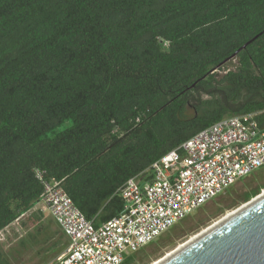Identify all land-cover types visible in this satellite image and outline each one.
Instances as JSON below:
<instances>
[{"label":"trees","instance_id":"16d2710c","mask_svg":"<svg viewBox=\"0 0 264 264\" xmlns=\"http://www.w3.org/2000/svg\"><path fill=\"white\" fill-rule=\"evenodd\" d=\"M248 114L264 126V0H0V232L17 222L59 256L69 241L33 211L36 170L97 228L120 214L127 180ZM262 189L219 197L229 209ZM174 233L122 264H146Z\"/></svg>","mask_w":264,"mask_h":264},{"label":"built area","instance_id":"2783aa9c","mask_svg":"<svg viewBox=\"0 0 264 264\" xmlns=\"http://www.w3.org/2000/svg\"><path fill=\"white\" fill-rule=\"evenodd\" d=\"M257 114L225 117L127 180L120 214L95 228L61 188L43 180L40 203L69 244L54 264H122L193 211L264 166V126Z\"/></svg>","mask_w":264,"mask_h":264},{"label":"rangeland","instance_id":"374dc122","mask_svg":"<svg viewBox=\"0 0 264 264\" xmlns=\"http://www.w3.org/2000/svg\"><path fill=\"white\" fill-rule=\"evenodd\" d=\"M233 63H228L226 69L232 70ZM191 112H189L190 114ZM70 127V122H65L63 125L55 129L54 133H59ZM264 183V166L258 169L252 175L237 182L232 188L237 189V195H240L245 188H255L257 185ZM264 191L262 189L261 192ZM258 194V195H259ZM238 198V197H237ZM231 201L221 197L210 201L199 209L193 211L186 216L178 224H175L170 232L174 235L168 240L172 244L159 246L154 248L153 254L145 258L146 264H154L169 253L173 252L178 246L185 244L190 238L195 237L205 229L211 227L214 223L222 220L226 215L233 213L235 210L241 208L245 203L237 204L235 207L229 208ZM246 206V205H244ZM40 210L45 218L50 223L53 220L48 211L44 210L42 204H37L33 211ZM177 230V231H176ZM167 231V232H169ZM166 232V233H167ZM164 233L162 236H166ZM27 234L20 228L17 222L11 224L9 228L0 232V248L9 257L12 264H54L58 258L51 253H47V246L33 244L30 242ZM148 246H146L147 248ZM151 251L149 250L148 253Z\"/></svg>","mask_w":264,"mask_h":264},{"label":"water","instance_id":"95a60500","mask_svg":"<svg viewBox=\"0 0 264 264\" xmlns=\"http://www.w3.org/2000/svg\"><path fill=\"white\" fill-rule=\"evenodd\" d=\"M262 192L244 205L261 196ZM163 264H264V199Z\"/></svg>","mask_w":264,"mask_h":264},{"label":"bare ground","instance_id":"6f19581e","mask_svg":"<svg viewBox=\"0 0 264 264\" xmlns=\"http://www.w3.org/2000/svg\"><path fill=\"white\" fill-rule=\"evenodd\" d=\"M263 199H264V191L262 192L261 196L256 198L251 203L246 204V206H243V207L239 208L238 210H235L233 213L226 215V217H224L222 220H220L219 222L214 223L211 227L205 229L204 231H202L201 233H199L195 237L190 238L185 244H183L181 246H178L173 252L169 253L168 255H166V257H164L163 259H161L160 261H158V262H156L154 264H163L164 261H166V260L174 257L176 254L182 252L183 250H185L186 248H188L189 246L194 244L197 240L205 237L210 232H213L215 229L219 228L220 226H222L223 224H225L226 222H228L232 218H235V216H237L240 213L244 212L245 210L249 209L252 205L260 202Z\"/></svg>","mask_w":264,"mask_h":264},{"label":"clouds","instance_id":"9594fccd","mask_svg":"<svg viewBox=\"0 0 264 264\" xmlns=\"http://www.w3.org/2000/svg\"><path fill=\"white\" fill-rule=\"evenodd\" d=\"M39 204H41V203H39ZM36 206H37V205H36ZM36 206H35V207H36ZM140 250H141V249H140ZM138 251H139V250H138Z\"/></svg>","mask_w":264,"mask_h":264},{"label":"crops","instance_id":"0c3cea01","mask_svg":"<svg viewBox=\"0 0 264 264\" xmlns=\"http://www.w3.org/2000/svg\"><path fill=\"white\" fill-rule=\"evenodd\" d=\"M60 256V255H59Z\"/></svg>","mask_w":264,"mask_h":264}]
</instances>
